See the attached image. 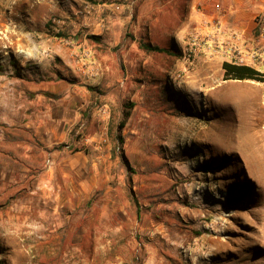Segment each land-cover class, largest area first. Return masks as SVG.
I'll use <instances>...</instances> for the list:
<instances>
[{
  "label": "rangeland",
  "instance_id": "374dc122",
  "mask_svg": "<svg viewBox=\"0 0 264 264\" xmlns=\"http://www.w3.org/2000/svg\"><path fill=\"white\" fill-rule=\"evenodd\" d=\"M7 1L0 0V46L22 42L20 30L93 31L98 24L88 19L97 5L119 11L115 6L127 0H52V11L39 5L35 22L4 13ZM81 1L91 6L82 14ZM141 3L133 0L115 49L143 45ZM246 83L264 96V82ZM156 102L149 118L140 110L130 116L127 101L113 123L101 112L93 126L103 134L82 138L98 145L97 155L113 143L112 158L100 159L92 194L48 196L54 207L65 202L63 209L44 205L46 196L21 209L29 196L6 195L0 170V264H264V174L249 171L231 151L232 110H158L163 105ZM254 151L264 166L263 144Z\"/></svg>",
  "mask_w": 264,
  "mask_h": 264
},
{
  "label": "crops",
  "instance_id": "0c3cea01",
  "mask_svg": "<svg viewBox=\"0 0 264 264\" xmlns=\"http://www.w3.org/2000/svg\"><path fill=\"white\" fill-rule=\"evenodd\" d=\"M42 3L52 11V0H8L3 11L35 22ZM132 3L127 0L119 11L106 2L97 5L88 19L98 24L93 31L69 29L55 35L45 29L20 30L22 42L0 46L1 186L6 195L29 196L30 203L21 201V209H34L32 200L46 196L42 203L59 210L65 202L54 207L48 196L59 200L93 193L101 175L98 163L112 158L114 144L108 141L97 155V144L82 137L103 134L93 125L101 112L113 123L121 116L122 101L132 104L130 116L140 110L147 118L156 100L163 105L158 110H234L235 96L249 91L260 103L259 91L246 81L223 80L225 58L210 56L205 46L190 61L183 52L189 31L203 19L215 20L242 36L237 46L245 65L264 72V62L248 57L254 49L264 54V36L256 33L255 24L264 13V0H142L137 25L142 26L143 45L132 42L115 49L129 26ZM82 8L81 1V14L91 6ZM207 34L204 30L201 40Z\"/></svg>",
  "mask_w": 264,
  "mask_h": 264
},
{
  "label": "bare ground",
  "instance_id": "6f19581e",
  "mask_svg": "<svg viewBox=\"0 0 264 264\" xmlns=\"http://www.w3.org/2000/svg\"><path fill=\"white\" fill-rule=\"evenodd\" d=\"M261 99L264 101V96ZM232 104L234 110L230 113L232 127L228 138L236 142L231 151L244 159L249 171L264 174L262 161L254 153L256 145L264 146V103H258V95L247 91L239 92Z\"/></svg>",
  "mask_w": 264,
  "mask_h": 264
},
{
  "label": "built area",
  "instance_id": "2783aa9c",
  "mask_svg": "<svg viewBox=\"0 0 264 264\" xmlns=\"http://www.w3.org/2000/svg\"><path fill=\"white\" fill-rule=\"evenodd\" d=\"M115 8L118 9V5ZM255 24L258 33L264 36V13L256 16ZM204 30L208 34L206 35V40H201L200 37ZM56 32L58 33V30ZM218 38H223L224 41L218 42ZM241 40L242 36L240 34L227 31L219 22L203 19L186 36L187 49L183 52L184 60H192L200 47L205 46L212 57H223L228 60L227 63L245 65L243 53H241V50L237 46V42ZM248 57L253 62L257 60L264 62V54L258 53L257 49L252 50L248 54Z\"/></svg>",
  "mask_w": 264,
  "mask_h": 264
},
{
  "label": "trees",
  "instance_id": "16d2710c",
  "mask_svg": "<svg viewBox=\"0 0 264 264\" xmlns=\"http://www.w3.org/2000/svg\"><path fill=\"white\" fill-rule=\"evenodd\" d=\"M256 33H258V29L256 30ZM146 48H149L152 51H160L157 47L146 46ZM222 77L223 80L264 82L263 72L249 66L236 65L227 62L222 64ZM123 116L124 118H127L129 112H125Z\"/></svg>",
  "mask_w": 264,
  "mask_h": 264
}]
</instances>
